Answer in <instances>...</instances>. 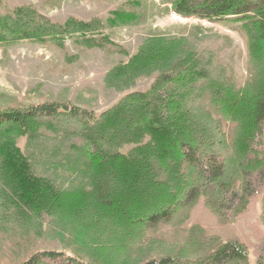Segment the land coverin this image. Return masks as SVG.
Returning a JSON list of instances; mask_svg holds the SVG:
<instances>
[{
  "label": "trees",
  "instance_id": "16d2710c",
  "mask_svg": "<svg viewBox=\"0 0 264 264\" xmlns=\"http://www.w3.org/2000/svg\"><path fill=\"white\" fill-rule=\"evenodd\" d=\"M165 1L180 16L243 21L250 61L257 69L255 80L236 89L214 78L201 57L184 49L181 40L159 36L111 68L105 79L109 86L132 88L155 73L150 88L130 91L98 117L56 101L0 109V179L6 201L24 218L26 228L31 223L42 225L47 217L69 224L81 235L91 229V237L101 238L108 253H97L101 257L96 264H119L145 231L171 222L200 198L213 213L226 218L241 214L249 199L261 192L264 225V0ZM132 19L131 13L115 11L111 22ZM94 24L74 18L58 24L22 5L0 15V45L22 39L63 44L67 34L77 32L87 45L103 46V39L86 35ZM205 95L221 118L203 119L194 111L192 103ZM223 120L235 123L230 140ZM43 125L64 135V145L47 151L59 157L54 163L82 180L77 188H62L37 174L17 145L24 134L36 141ZM123 144L134 146L122 152L118 148ZM22 264L95 263L48 250L34 253ZM139 264L251 262L243 242L205 236L194 227L176 250ZM256 264H264V238Z\"/></svg>",
  "mask_w": 264,
  "mask_h": 264
},
{
  "label": "rangeland",
  "instance_id": "374dc122",
  "mask_svg": "<svg viewBox=\"0 0 264 264\" xmlns=\"http://www.w3.org/2000/svg\"><path fill=\"white\" fill-rule=\"evenodd\" d=\"M22 5L32 6L58 24H65L71 18L94 21V28L86 35L101 38L104 44L87 45L84 35L72 32L66 35L63 44L22 39L6 47L0 45V109L56 101L98 117L130 91L150 88L155 73L141 78L132 88L109 86L105 79L111 68L127 62L149 38L159 36L181 40L184 49L201 57L214 78L236 89L247 87L257 76V69L250 61L249 37L243 21L180 16L165 0H0V15ZM115 11L131 13L133 19L128 23H112ZM192 107L203 119L221 118L207 95L192 103ZM221 125L230 140L235 123L223 120ZM43 126L36 141H29L24 134L17 138V145L30 157L37 174L62 188H77L82 180L54 163L59 157L47 151L54 145H64V135ZM133 146L123 144L118 149L127 152ZM3 189L0 179V264H22L34 253L48 250L95 264L97 253L108 254L103 250V240L91 237V229L81 235L71 231L69 224H58L47 217L42 225L31 223L26 228L24 218L6 201ZM261 214V192L249 199L241 214L226 218L213 213L200 198L177 213L171 222L145 231L130 244L129 252L120 257L119 264H139L144 259L176 250L194 227H200L205 236L243 242L251 264H256L258 245L264 238Z\"/></svg>",
  "mask_w": 264,
  "mask_h": 264
}]
</instances>
